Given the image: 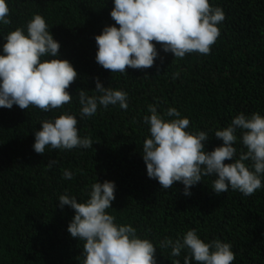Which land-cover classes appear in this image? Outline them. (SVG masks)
Wrapping results in <instances>:
<instances>
[{
    "label": "trees",
    "instance_id": "obj_1",
    "mask_svg": "<svg viewBox=\"0 0 264 264\" xmlns=\"http://www.w3.org/2000/svg\"><path fill=\"white\" fill-rule=\"evenodd\" d=\"M6 2L11 23H0V55L6 35L16 28H25L26 33L27 22L39 14L60 44L59 55L53 58L68 60L78 79L67 89L71 102L62 108L51 112L16 105L0 108V264H80L82 242L67 231L74 210L60 209L58 199L67 194L84 202L91 185L104 181L116 186L107 213L156 246L157 264L177 259L183 264L187 249L172 257L171 248H160V243L182 238L193 229L206 243L217 239L230 243L233 264H264V187L251 196L231 189L217 195L212 190L215 177L205 176L185 196L179 182L161 189L147 176L142 158L143 142L150 138L144 122L151 115L149 105L156 106L165 120L176 119L165 115L175 108L190 121L186 131L206 132L208 152L223 144L215 131L228 127L238 114L264 116V0H209L225 14L210 54L175 58L157 44L153 67L128 68L126 74L111 73L95 61V36L115 25L110 16L114 0ZM96 78L105 88L127 93V110L118 104L98 105L95 115L81 118L78 90L99 95L94 91ZM62 114L77 118L79 135L90 137L92 148L48 146L43 155L37 154L34 132L42 121ZM236 135L238 158L246 149L240 130ZM50 160L56 163L48 168ZM64 170L73 178L64 179ZM261 179L264 183V176Z\"/></svg>",
    "mask_w": 264,
    "mask_h": 264
},
{
    "label": "clouds",
    "instance_id": "obj_2",
    "mask_svg": "<svg viewBox=\"0 0 264 264\" xmlns=\"http://www.w3.org/2000/svg\"><path fill=\"white\" fill-rule=\"evenodd\" d=\"M10 9L6 0H0V23L8 25ZM115 26H106L95 36L97 52L95 61L111 73L126 74V69L144 70L153 67L158 57L156 45L175 58L198 53L208 55L220 35L217 25L225 19L220 7H213L209 0H114L110 12ZM60 44L50 34L43 16L35 14L25 28H16L6 35L3 55H0V108L13 105L22 110L35 107L51 112L69 104L72 95L67 89L78 79V73L68 60L58 57ZM48 57L47 59H44ZM95 92L78 90L80 116L96 114L98 105L107 108L119 105L127 110V93L102 86L95 79ZM150 116L144 117L149 125L150 138L143 142V161L147 176L156 180L161 189H170L174 183L184 185L185 196L202 181V177L214 176L212 190L217 195L229 189L251 196L264 187V116L240 113L230 125L217 130L214 136L223 144L208 152L204 131H186L188 118H181L175 108L165 115L176 119L165 120L149 105ZM34 132L33 149L43 155L46 147L72 150L92 148L90 137H80L78 120L70 114H62L41 122ZM240 130L242 150L237 158L234 144ZM225 161H232L225 163ZM245 161H250L246 164ZM56 162L50 160L51 168ZM64 179H72L71 171H63ZM114 182H96L91 185L88 199L79 202L67 194L59 196L60 209L69 206L74 218L67 231L72 238L82 242L80 264H157L156 246L137 235L131 225H119L115 217L107 213L115 200ZM171 248L170 255L179 257L187 249L183 264H233L235 253L230 243L213 240L204 242L196 230H188L182 238H165L160 248ZM171 264H180L172 260Z\"/></svg>",
    "mask_w": 264,
    "mask_h": 264
}]
</instances>
